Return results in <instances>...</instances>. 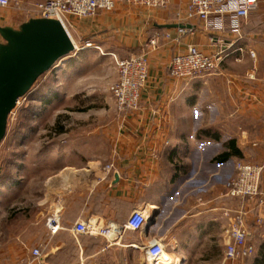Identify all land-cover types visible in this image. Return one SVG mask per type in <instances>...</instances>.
I'll return each instance as SVG.
<instances>
[{"label":"crops","instance_id":"1","mask_svg":"<svg viewBox=\"0 0 264 264\" xmlns=\"http://www.w3.org/2000/svg\"><path fill=\"white\" fill-rule=\"evenodd\" d=\"M4 20L0 26H12L21 18ZM262 20L264 1L258 0L238 36L210 43L201 24L185 17L181 2L159 10L119 4L111 12L68 18L76 52L61 62L67 77L74 65L97 53L118 59L145 53L148 79L139 108L125 115L115 130L107 160L65 165L47 176L46 219L53 216L58 230L51 234L46 228L45 240L32 247L42 249L43 258L35 264H135V252L141 251L134 246L155 238L181 264H209L216 246L224 254L226 222L221 211L236 201L214 194L234 175L235 162L260 164L264 159V145L249 140L246 127L247 118L261 123L256 117H264L262 65L246 54L259 52L253 42ZM154 39L156 45H148ZM188 45L222 53L217 70L189 81L172 79L169 61ZM260 190L264 192V173ZM204 194L207 197L201 198ZM246 207L253 208V203ZM135 209L150 211L157 219L143 234L125 232L119 243L73 232L77 222L122 225ZM254 211L264 221V205ZM30 251L14 264H26ZM254 258L264 260V252L255 250ZM225 262L223 258L219 264Z\"/></svg>","mask_w":264,"mask_h":264},{"label":"rangeland","instance_id":"2","mask_svg":"<svg viewBox=\"0 0 264 264\" xmlns=\"http://www.w3.org/2000/svg\"><path fill=\"white\" fill-rule=\"evenodd\" d=\"M35 3L38 1L28 0L21 5L19 0H10L8 7L0 8V19L29 17L26 11L32 10ZM256 27L259 34L254 35L253 43L259 55L254 50V56L264 75V20ZM207 37L209 40L210 35ZM250 52L246 53L249 61L255 60ZM115 59L118 58L111 53L94 54L74 65L70 78L63 71L62 60L57 70L36 81L10 113L0 143V264H14L20 255H28L37 242L45 240L46 182L50 173L69 164L104 162L111 155L113 134L123 119L108 91L118 76ZM256 118L261 123L246 119L247 138L260 140L264 145V117ZM220 187L214 195L222 198L224 190ZM239 206L238 202L230 205L232 209ZM250 210L245 225L247 242L256 247L254 255L233 264H254L255 250L264 252V235H260L264 221L257 223L260 217ZM223 258L221 248L216 246L209 264H219ZM134 263L150 264L137 250Z\"/></svg>","mask_w":264,"mask_h":264},{"label":"built area","instance_id":"3","mask_svg":"<svg viewBox=\"0 0 264 264\" xmlns=\"http://www.w3.org/2000/svg\"><path fill=\"white\" fill-rule=\"evenodd\" d=\"M172 2L184 5L185 17L195 18L208 35L209 41L221 40L225 36H238L241 23L245 21L257 6L258 0H45L35 3L32 10L26 11L29 17L55 18L70 37L68 18H88L98 12H111L117 5H128L159 10ZM10 5V0H0V8ZM20 7V5H19ZM20 10V9H19ZM72 40V39H71ZM155 46L156 40L148 41ZM76 47V46H75ZM254 57L253 52H250ZM222 53H205L194 45L174 56L169 61L168 74L177 81H189L214 73ZM117 80L109 87L116 110L123 117L136 111L140 105V92L148 79V58L145 53L125 59H115ZM264 173V159L260 164L237 161L234 163V175L222 184L223 197L239 203L238 209L224 207L221 216L226 222L225 261L234 262L253 256L254 247L247 242L248 233L245 221L250 209L246 203H253V210L264 205V192L260 190L261 176ZM157 217L150 211L135 209L122 225L108 223L97 227L92 222H77L73 227L76 235H97L119 243L125 232L145 233ZM257 219V223L261 222ZM152 221V224L149 222ZM57 220L50 216L46 219V228L51 234L58 230ZM136 249L144 253L150 264H163L166 253L160 239H151ZM42 257V249L35 247L30 251V260L26 264H35Z\"/></svg>","mask_w":264,"mask_h":264},{"label":"water","instance_id":"4","mask_svg":"<svg viewBox=\"0 0 264 264\" xmlns=\"http://www.w3.org/2000/svg\"><path fill=\"white\" fill-rule=\"evenodd\" d=\"M75 52L74 43L55 18L26 17L12 26H0V143L18 100Z\"/></svg>","mask_w":264,"mask_h":264},{"label":"bare ground","instance_id":"5","mask_svg":"<svg viewBox=\"0 0 264 264\" xmlns=\"http://www.w3.org/2000/svg\"><path fill=\"white\" fill-rule=\"evenodd\" d=\"M180 258H174L165 253L163 264H179Z\"/></svg>","mask_w":264,"mask_h":264},{"label":"trees","instance_id":"6","mask_svg":"<svg viewBox=\"0 0 264 264\" xmlns=\"http://www.w3.org/2000/svg\"><path fill=\"white\" fill-rule=\"evenodd\" d=\"M36 83V82H35ZM34 86V85H33ZM32 89V88H31ZM30 89V90H31ZM232 150H233V153H235V154H238L237 153V151H235L233 148H231ZM229 155L227 154V155H223V156H220L217 160H218V162H222V161H224V160H226L227 159V157H228ZM259 260V261H258ZM261 263H264V260H262V259H257V258H255V262H254V264H261Z\"/></svg>","mask_w":264,"mask_h":264}]
</instances>
